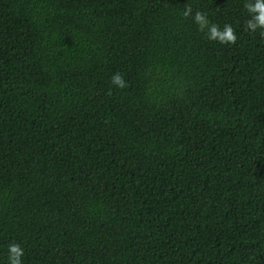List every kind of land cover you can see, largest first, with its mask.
Wrapping results in <instances>:
<instances>
[{"label": "trees", "instance_id": "16d2710c", "mask_svg": "<svg viewBox=\"0 0 264 264\" xmlns=\"http://www.w3.org/2000/svg\"><path fill=\"white\" fill-rule=\"evenodd\" d=\"M245 3L0 0V264L9 244L22 264H264V36Z\"/></svg>", "mask_w": 264, "mask_h": 264}, {"label": "clouds", "instance_id": "9594fccd", "mask_svg": "<svg viewBox=\"0 0 264 264\" xmlns=\"http://www.w3.org/2000/svg\"><path fill=\"white\" fill-rule=\"evenodd\" d=\"M244 7L250 15V19L246 21L247 29L253 33L259 29L261 35L264 36V0H246ZM181 15L184 17L191 15L193 23L197 25L198 30L202 31L207 28V36L210 40H216L221 44H232L237 39L230 25L225 24L223 29L219 30L215 24L209 25L205 14L199 11L193 13L191 7H185ZM111 83L117 88L126 86L124 79L118 73L112 75ZM23 255L24 249L19 244H9L7 248V264H22L21 258Z\"/></svg>", "mask_w": 264, "mask_h": 264}]
</instances>
